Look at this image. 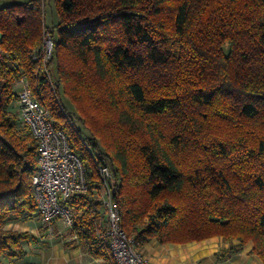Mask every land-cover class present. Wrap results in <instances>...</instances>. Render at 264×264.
<instances>
[{"label": "trees", "instance_id": "16d2710c", "mask_svg": "<svg viewBox=\"0 0 264 264\" xmlns=\"http://www.w3.org/2000/svg\"><path fill=\"white\" fill-rule=\"evenodd\" d=\"M0 1V257L27 256L30 234L4 225L36 213L38 142L14 115L25 77L84 163L90 189L68 206L91 255L117 264L97 234L104 161L140 245L221 237L264 264V0H54L51 25V0Z\"/></svg>", "mask_w": 264, "mask_h": 264}, {"label": "built area", "instance_id": "2783aa9c", "mask_svg": "<svg viewBox=\"0 0 264 264\" xmlns=\"http://www.w3.org/2000/svg\"><path fill=\"white\" fill-rule=\"evenodd\" d=\"M44 44V63L52 57L53 42ZM39 51L33 52L37 59ZM0 59L5 55L0 49ZM18 100L14 115L17 124L23 127L38 142V169L33 177V197L36 216L45 230L53 235L55 225L63 221L70 229L75 224L74 210L68 202L76 194L89 191L87 173L80 157L71 149L67 135L55 129L47 107L36 96L25 77L18 82ZM15 84V87H17ZM84 146L91 149V142L83 138ZM101 187L94 193L102 203L103 221L98 227V237L109 246L117 264H153L141 251L134 237L128 236L121 227L120 210L114 199L115 178L107 164H99Z\"/></svg>", "mask_w": 264, "mask_h": 264}, {"label": "crops", "instance_id": "0c3cea01", "mask_svg": "<svg viewBox=\"0 0 264 264\" xmlns=\"http://www.w3.org/2000/svg\"><path fill=\"white\" fill-rule=\"evenodd\" d=\"M57 225L56 238H63L71 232L63 227L62 221ZM47 233L45 231L43 236L49 235L48 239L43 240L50 244L45 247L34 244L33 250L26 247L27 256L22 264H108L91 255L86 245L72 243L70 238L54 241V236ZM34 236L39 237L38 234ZM252 248L253 244L240 246L238 241L226 242L221 237H215L188 244H163L152 239L140 250L153 264H263L258 256L251 253ZM2 261L3 264H17L18 260L5 258Z\"/></svg>", "mask_w": 264, "mask_h": 264}, {"label": "rangeland", "instance_id": "374dc122", "mask_svg": "<svg viewBox=\"0 0 264 264\" xmlns=\"http://www.w3.org/2000/svg\"><path fill=\"white\" fill-rule=\"evenodd\" d=\"M23 1V0H22ZM25 2H28L29 0H24ZM5 1H0V7H2L4 5ZM19 17L21 18L22 15H19ZM46 17H47V23L48 25H51L52 23H56L58 22V12L56 10L55 4H54V0H51L50 4L47 5V10H46ZM45 40H49L48 38H46ZM18 82V80L16 81ZM16 84V83H15ZM16 88L19 89L18 84H16ZM15 88V89H16ZM16 89V90H18ZM61 100L63 105L70 111H73L72 106L69 102V100L62 95L61 96ZM76 127L77 128H81V124L79 122H76ZM62 225L65 229L70 230V233H67L63 238H60L61 236H58L56 238V234L58 233V225H55L54 228V241L57 239L62 240V239H67L70 238L72 239L71 242H75V243H81V241L78 238V235L76 233H74L73 229L69 228L68 226H66V224H64V222L62 221ZM62 227V228H63ZM5 229L8 230H13V231H18V232H27L28 234H30L31 237V241L26 244V247L29 250H33V245H42V246H47L50 243L47 241H44L46 237L43 236V234L45 233V228L42 226V223L40 222L39 218L36 216V214H34L32 217H17L15 215H12L11 217H9V219L5 222L4 225ZM38 234L39 237H35L34 235ZM48 234V233H47ZM44 239V240H43ZM48 239V238H47ZM70 242V241H69ZM70 242V243H71ZM69 243V244H70ZM140 245V249H141ZM141 251V250H140ZM142 252V251H141ZM5 260V257H0V264H3ZM23 260V259H22ZM22 260H18L17 264H22L24 261Z\"/></svg>", "mask_w": 264, "mask_h": 264}]
</instances>
